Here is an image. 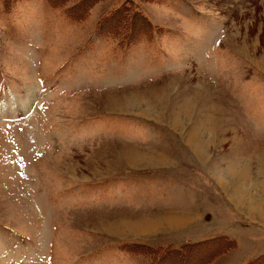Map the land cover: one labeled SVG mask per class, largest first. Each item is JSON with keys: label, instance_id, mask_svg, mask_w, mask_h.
<instances>
[{"label": "rangeland", "instance_id": "rangeland-1", "mask_svg": "<svg viewBox=\"0 0 264 264\" xmlns=\"http://www.w3.org/2000/svg\"><path fill=\"white\" fill-rule=\"evenodd\" d=\"M11 1L0 264H264V0Z\"/></svg>", "mask_w": 264, "mask_h": 264}, {"label": "trees", "instance_id": "trees-1", "mask_svg": "<svg viewBox=\"0 0 264 264\" xmlns=\"http://www.w3.org/2000/svg\"><path fill=\"white\" fill-rule=\"evenodd\" d=\"M128 7V6H127ZM127 7H123V10H127ZM72 17L75 18V16L72 13H69ZM131 26L128 29V31H132L134 33V35H131L130 32H127L126 34H124V39H122L123 43H128V40L132 39V38H138L141 34H144L145 36L150 38V35L152 34L153 31H160L161 27L158 26L157 24L151 22L149 20V18H144V17H137V19H135L133 17V19L131 20Z\"/></svg>", "mask_w": 264, "mask_h": 264}, {"label": "crops", "instance_id": "crops-1", "mask_svg": "<svg viewBox=\"0 0 264 264\" xmlns=\"http://www.w3.org/2000/svg\"><path fill=\"white\" fill-rule=\"evenodd\" d=\"M250 140V139H249ZM150 158H152V159H156V160H162V158L161 157H156V156H149ZM224 157V156H223ZM222 157V158H223ZM213 157L211 156V159H212ZM220 159V158H219ZM214 164H215V166L218 168V167H221L222 169H226L227 170V167H228V169H231V168H236V166H235V163H234V165H233V167L232 166H227V167H224V166H222V164L221 165H219L218 163H220V161H214L213 162ZM231 164V163H230ZM222 169H218V172H220V171H222L223 172V170ZM208 171V170H207ZM213 173V172H212ZM227 173V172H226ZM231 174L229 175V176H227V178H230L231 179ZM210 177H211V175H210ZM234 178H237L236 176L234 177ZM211 179H212V177H211ZM233 179V178H232ZM213 182H214V184L215 185H219V186H223L225 189H227V187H226V185H224L222 182V180L219 178V179H216V178H214V180H213ZM219 182V183H218ZM217 183V184H216ZM222 187V188H223ZM232 188V187H231ZM233 189V188H232ZM242 190L240 191L241 193L243 192V187L241 188ZM239 192V193H240ZM189 194L191 195V199H194V201H197L198 199H197V195H196V193L195 192H193L192 190L189 192ZM226 194L227 195H230V197L232 196V199H234V196L232 195V194H230V192H229V190L226 192ZM241 196V195H240ZM243 196V195H242ZM173 197V196H172ZM172 197L169 199V201L168 202H170L171 201V199H172ZM232 199H229V196H227L226 197V202L227 203H230V201L232 200ZM246 199V198H245ZM233 201V200H232ZM234 201H236V204H237V200L235 199ZM239 204V203H238ZM240 204H242V203H240ZM150 206H152V207H158V204L157 203H155V201H150V203H149V207ZM238 206V205H237ZM151 208V207H150ZM259 210H261V208H258ZM262 212H263V210H261ZM244 214H247V213H245L244 212ZM247 216H249V215H247ZM250 217V216H249ZM178 217H176V218H173L172 220H174V219H177Z\"/></svg>", "mask_w": 264, "mask_h": 264}]
</instances>
